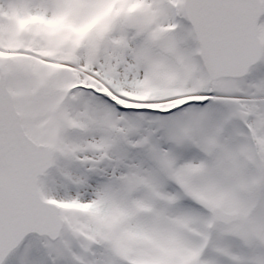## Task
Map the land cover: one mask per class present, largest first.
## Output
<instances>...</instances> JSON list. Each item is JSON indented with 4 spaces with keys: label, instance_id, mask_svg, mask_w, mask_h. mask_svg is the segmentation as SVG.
I'll list each match as a JSON object with an SVG mask.
<instances>
[{
    "label": "snow or ice",
    "instance_id": "1",
    "mask_svg": "<svg viewBox=\"0 0 264 264\" xmlns=\"http://www.w3.org/2000/svg\"><path fill=\"white\" fill-rule=\"evenodd\" d=\"M0 264H264V0H0Z\"/></svg>",
    "mask_w": 264,
    "mask_h": 264
}]
</instances>
